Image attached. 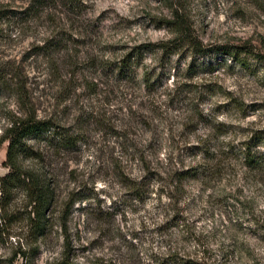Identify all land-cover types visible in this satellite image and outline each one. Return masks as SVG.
<instances>
[{
    "label": "rangeland",
    "instance_id": "1",
    "mask_svg": "<svg viewBox=\"0 0 264 264\" xmlns=\"http://www.w3.org/2000/svg\"><path fill=\"white\" fill-rule=\"evenodd\" d=\"M0 3V175L25 105L57 132L25 162L55 180L52 225L35 238L15 191L0 264H264V61L229 53L264 54V0ZM177 10L210 53L193 56Z\"/></svg>",
    "mask_w": 264,
    "mask_h": 264
},
{
    "label": "trees",
    "instance_id": "2",
    "mask_svg": "<svg viewBox=\"0 0 264 264\" xmlns=\"http://www.w3.org/2000/svg\"><path fill=\"white\" fill-rule=\"evenodd\" d=\"M9 17V10L1 8L0 3V28L2 24ZM172 26L175 28L177 34L181 35L182 41L189 45V50L192 51L194 57L211 52V49L206 47L201 40L196 38L187 28H190L187 22L182 20V17L177 10L174 14V21ZM169 42H162L160 47L164 56L172 54L176 47ZM177 49V48H176ZM143 50L139 51L141 55ZM232 55L239 59L241 64H246L248 56L259 58L264 61V54L253 52L252 48L234 47ZM245 53V57L241 56ZM247 54V55H246ZM126 62V60H124ZM123 64L120 71H126V66ZM0 70V96L11 85L6 76ZM54 131V132H53ZM47 133L56 134V125L50 119L42 118L37 114L33 106L25 105L23 112L14 114L10 118V123L4 129L1 141L8 142L6 149V159L4 166L8 167V172L0 175V217L13 215L8 212L14 193L17 190H22L29 200L31 211L28 215L29 229L35 238L42 237L49 231L52 222L49 217L55 202H56V184L52 176L44 169V167L27 166L25 164L27 159H37L41 152L36 149L29 141L37 137L43 136ZM246 161L251 167H259L262 161L257 158L255 153H252L251 147H246ZM185 172L182 173L181 178H185ZM23 250H20L22 252ZM35 251V250H34Z\"/></svg>",
    "mask_w": 264,
    "mask_h": 264
}]
</instances>
